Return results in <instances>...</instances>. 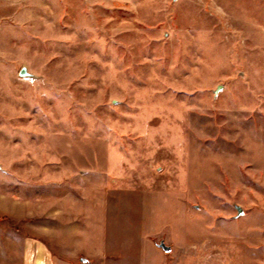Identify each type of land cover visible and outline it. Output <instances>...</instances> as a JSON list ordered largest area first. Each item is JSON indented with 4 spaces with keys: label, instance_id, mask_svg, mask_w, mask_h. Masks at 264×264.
<instances>
[{
    "label": "rangeland",
    "instance_id": "374dc122",
    "mask_svg": "<svg viewBox=\"0 0 264 264\" xmlns=\"http://www.w3.org/2000/svg\"><path fill=\"white\" fill-rule=\"evenodd\" d=\"M23 1L0 165L54 198L38 224L108 264H264V0Z\"/></svg>",
    "mask_w": 264,
    "mask_h": 264
},
{
    "label": "crops",
    "instance_id": "0c3cea01",
    "mask_svg": "<svg viewBox=\"0 0 264 264\" xmlns=\"http://www.w3.org/2000/svg\"><path fill=\"white\" fill-rule=\"evenodd\" d=\"M24 2L27 1L0 0V24L16 21L14 15L8 19L3 11L15 12L24 5ZM32 6L35 5L31 4L30 7ZM10 30L14 31L15 28L10 26ZM2 54L8 56L6 52L0 50V55ZM5 173V166L0 165V264H108L110 262V258L108 259L103 251L106 244L101 243L98 246L93 244L92 247L97 248L100 253L94 258H87L84 254L86 245L82 246L79 237L68 241L56 239L52 234L54 229L48 224L45 227L40 226L37 220L41 214L45 213L48 219L49 217L54 219L57 214L54 198L52 205L48 204L49 206L41 212L38 205L39 196L32 190L28 197L24 196L22 191L12 192L3 185L7 182ZM19 180L22 183L21 178ZM66 201H62L63 204ZM62 214L65 216L66 213L62 210ZM73 228L78 229L76 222ZM65 229L69 230L67 227Z\"/></svg>",
    "mask_w": 264,
    "mask_h": 264
},
{
    "label": "water",
    "instance_id": "95a60500",
    "mask_svg": "<svg viewBox=\"0 0 264 264\" xmlns=\"http://www.w3.org/2000/svg\"><path fill=\"white\" fill-rule=\"evenodd\" d=\"M21 77H30L31 75H29L26 71V69L24 68L21 73H20ZM240 213H242V211L240 210ZM160 248L163 249L166 253H170L172 251V247L167 246L164 242H162L160 245Z\"/></svg>",
    "mask_w": 264,
    "mask_h": 264
}]
</instances>
